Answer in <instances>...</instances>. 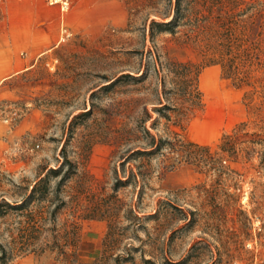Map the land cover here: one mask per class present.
<instances>
[{"label": "rangeland", "instance_id": "374dc122", "mask_svg": "<svg viewBox=\"0 0 264 264\" xmlns=\"http://www.w3.org/2000/svg\"><path fill=\"white\" fill-rule=\"evenodd\" d=\"M64 1L0 94V264H264V0Z\"/></svg>", "mask_w": 264, "mask_h": 264}, {"label": "crops", "instance_id": "0c3cea01", "mask_svg": "<svg viewBox=\"0 0 264 264\" xmlns=\"http://www.w3.org/2000/svg\"><path fill=\"white\" fill-rule=\"evenodd\" d=\"M25 4L24 19L15 25L9 23L0 31V94L9 80L32 69L64 39V14L58 4L49 5L47 0H28Z\"/></svg>", "mask_w": 264, "mask_h": 264}, {"label": "trees", "instance_id": "16d2710c", "mask_svg": "<svg viewBox=\"0 0 264 264\" xmlns=\"http://www.w3.org/2000/svg\"><path fill=\"white\" fill-rule=\"evenodd\" d=\"M171 23H175V21H167V22H161V21H156L153 19H150V21L148 22V30L153 32V31H158V32H171L172 30V25ZM156 112L161 113V108L160 107H154V109ZM162 116H164L162 114ZM149 133V132H148ZM149 144H150V149H144V150H140L137 151L136 153L139 155H152L155 153H158L159 151H161V149L165 146H167V144H170V141L166 140V139H162V138H158L155 134L153 133H149ZM131 176L128 175L125 179H117L116 183H115V188H121L123 186L129 185L131 184ZM1 211H0V216H1Z\"/></svg>", "mask_w": 264, "mask_h": 264}, {"label": "built area", "instance_id": "2783aa9c", "mask_svg": "<svg viewBox=\"0 0 264 264\" xmlns=\"http://www.w3.org/2000/svg\"><path fill=\"white\" fill-rule=\"evenodd\" d=\"M59 1H61V0H59ZM63 3H64V7H65V6H68V2H67V1H64V0H63ZM6 121L8 122V121H9V119H8V120H6Z\"/></svg>", "mask_w": 264, "mask_h": 264}, {"label": "bare ground", "instance_id": "6f19581e", "mask_svg": "<svg viewBox=\"0 0 264 264\" xmlns=\"http://www.w3.org/2000/svg\"><path fill=\"white\" fill-rule=\"evenodd\" d=\"M59 0H53V2H58Z\"/></svg>", "mask_w": 264, "mask_h": 264}]
</instances>
